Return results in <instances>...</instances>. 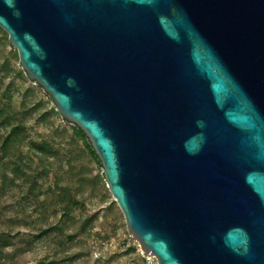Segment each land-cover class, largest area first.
<instances>
[{
  "label": "water",
  "instance_id": "1",
  "mask_svg": "<svg viewBox=\"0 0 264 264\" xmlns=\"http://www.w3.org/2000/svg\"><path fill=\"white\" fill-rule=\"evenodd\" d=\"M0 28L144 253L264 264V0H0Z\"/></svg>",
  "mask_w": 264,
  "mask_h": 264
},
{
  "label": "rangeland",
  "instance_id": "2",
  "mask_svg": "<svg viewBox=\"0 0 264 264\" xmlns=\"http://www.w3.org/2000/svg\"><path fill=\"white\" fill-rule=\"evenodd\" d=\"M9 43L8 34L0 32V106L10 111L12 124L19 120L25 122L28 144L48 141L53 144L55 153L49 154L50 164L45 162L32 168L34 175L40 173L43 195L39 199L34 197L31 204H27L28 210H24L22 204L28 191L18 180L0 196V229H11L15 235L12 246L0 247V264H39L42 260L56 264H144V252L129 235L124 216L106 181L97 178L102 171L90 158H85L83 164H75V170L71 171L68 161L72 150L67 145L70 133L64 130L65 126L70 128L73 124L63 120L46 92L28 78ZM35 105L38 106L36 113L32 111ZM19 110L16 116L14 112ZM2 136L3 131L0 139ZM0 155L7 159L12 153L0 148ZM5 185L9 186V182ZM59 187H69L79 203L71 216V222H76L75 228L50 231L40 237V226L56 227L64 220L61 213L55 215L50 206L58 197ZM41 205L45 206L42 212L33 213ZM40 214H46L48 220L40 222ZM88 217L94 218L93 228L82 230L81 223ZM9 218L14 222L9 224ZM67 235H72V240H68Z\"/></svg>",
  "mask_w": 264,
  "mask_h": 264
},
{
  "label": "trees",
  "instance_id": "3",
  "mask_svg": "<svg viewBox=\"0 0 264 264\" xmlns=\"http://www.w3.org/2000/svg\"><path fill=\"white\" fill-rule=\"evenodd\" d=\"M0 32H3L6 35V33L1 28ZM9 46H11L10 43ZM11 48L15 56H18L17 50L12 46ZM40 88L43 89L41 86ZM46 96L51 99L47 93ZM37 110L38 106L35 105L32 111L36 113ZM9 112L10 111L4 106H0V132L3 131V136L0 139V148L5 152L10 151L12 153V156L7 159L0 155V184L2 183V185H0V196L5 195V193H7L12 186H15L16 180H18L22 187L27 188L28 192L26 197L23 198L22 204L24 206V210H28L27 204H31V200L34 197L39 199L43 195V191L39 185L40 173L34 175L32 168L34 165H44L45 162L50 164L49 159L51 156L49 154L55 152L53 144L48 141H44L43 143L28 144L25 122L19 120L15 124H12V117L11 113ZM19 112L20 110L16 113L14 112V114L18 116V114H20ZM53 112L58 114L55 111V108H53ZM40 117L42 120L44 119V115ZM63 120L67 122L65 119ZM68 132L70 135L68 137L67 145L72 150V156L68 161L71 171L73 172L75 170V164H83L85 162V158H90L98 170L102 171L99 173L97 178L105 180L103 165L87 135L75 125L70 128L65 126L64 133ZM7 182H9V186L5 185ZM50 203V206L54 209V214L56 215L61 213L62 217H64V220L57 223L56 227H53V225L50 226V224L43 227L40 226L38 230V236H45L50 231H73L76 222H71V216L75 212L76 207L79 206V203L75 199L72 190L69 187H59L57 199L52 200ZM43 207L45 206L41 205V207L36 208L33 213L39 214V212H42ZM27 216L31 217V215ZM39 216L40 219L38 218V220L40 222L42 220L47 221L49 218L46 216V214H40ZM8 222L11 224L14 222V220L9 218ZM37 222L38 221L36 220L35 223ZM93 222V217L83 219L81 223V229L87 230L93 228ZM14 238L15 235L11 229H0V247L7 248L12 246ZM67 238L68 240H72V235H67ZM39 264H56V262H47V260H42Z\"/></svg>",
  "mask_w": 264,
  "mask_h": 264
},
{
  "label": "built area",
  "instance_id": "4",
  "mask_svg": "<svg viewBox=\"0 0 264 264\" xmlns=\"http://www.w3.org/2000/svg\"><path fill=\"white\" fill-rule=\"evenodd\" d=\"M144 264H156V258L151 254L143 253Z\"/></svg>",
  "mask_w": 264,
  "mask_h": 264
}]
</instances>
